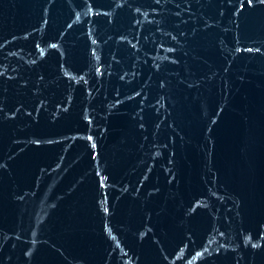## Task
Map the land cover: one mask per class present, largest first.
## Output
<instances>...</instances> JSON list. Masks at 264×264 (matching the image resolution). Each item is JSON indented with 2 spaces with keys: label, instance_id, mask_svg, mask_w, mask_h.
<instances>
[{
  "label": "water",
  "instance_id": "95a60500",
  "mask_svg": "<svg viewBox=\"0 0 264 264\" xmlns=\"http://www.w3.org/2000/svg\"><path fill=\"white\" fill-rule=\"evenodd\" d=\"M0 264H264V0H0Z\"/></svg>",
  "mask_w": 264,
  "mask_h": 264
}]
</instances>
